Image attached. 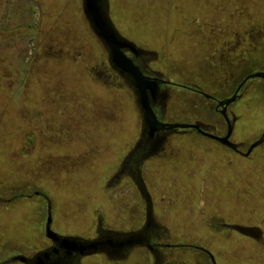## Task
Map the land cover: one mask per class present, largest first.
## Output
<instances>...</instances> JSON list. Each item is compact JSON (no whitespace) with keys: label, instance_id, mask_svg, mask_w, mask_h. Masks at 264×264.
<instances>
[{"label":"rangeland","instance_id":"1","mask_svg":"<svg viewBox=\"0 0 264 264\" xmlns=\"http://www.w3.org/2000/svg\"><path fill=\"white\" fill-rule=\"evenodd\" d=\"M104 4L123 37L156 55L148 67L178 84L228 98L264 67V0ZM84 16L82 0H0V264L12 248L37 247L43 196L58 235H86L100 214L112 223L108 201L120 187L112 190L110 179L140 133L141 116ZM249 83L230 107L237 143L264 130V82ZM169 95L166 122L200 119L224 131L214 102L188 88L171 87ZM174 136L165 147L171 158L142 167L170 209L162 224L171 239L207 247L215 264H264V147L244 159L192 130ZM229 225L261 233L246 236ZM187 250L185 263L194 264ZM146 258L137 249L123 264Z\"/></svg>","mask_w":264,"mask_h":264},{"label":"flooded vegetation","instance_id":"2","mask_svg":"<svg viewBox=\"0 0 264 264\" xmlns=\"http://www.w3.org/2000/svg\"><path fill=\"white\" fill-rule=\"evenodd\" d=\"M90 28L92 29V27ZM92 31L94 32L93 29ZM100 42L102 43V41ZM102 45L108 53L109 67H111L116 75L122 78L129 85L130 89L134 93L141 116L140 133L137 136L133 147L124 156L122 163H120V166L110 179V182L114 184L112 190H116L120 187L117 193H115V196L111 197L108 201L110 220L112 223L110 224L106 222L101 214L96 215L95 222L93 223L90 233L83 236L58 235V240L50 239L46 235V225L49 214L52 216V212H50L51 205L46 196L42 197L41 193L36 192L35 195L37 197H42L46 205L43 235L40 241H38L37 247L30 249L27 253L25 251L22 252L19 251V249L12 248L9 257L5 259L3 263L123 264V262L126 261L135 250L143 249L147 254L145 261L146 264H187L185 263V250L191 249L194 252L189 250L187 251L193 253L192 260L194 264H204L207 262L206 260L211 261L212 264V253L207 247L202 245L185 244L183 242H179L178 240L171 239L170 231L162 224L163 220L166 219V213L170 209L165 205L160 204L158 199L154 196L155 194H163L159 191V185H151V187L147 186L143 177L142 168L144 167L143 164L149 161L151 163V160L162 161L168 157L171 158L173 154L168 156L171 152L167 154L168 151L165 147L169 140L175 137L174 134L177 131L192 130L196 133L198 132L195 129L190 128L165 130L152 133L139 103V94L135 87L134 78L130 74L113 66L110 61L109 50L103 43ZM127 54L146 76L152 78V80L158 81V90L153 98L150 97L151 108L155 112V116L158 120L168 123L166 122L165 116L167 115L166 104L170 96L169 89L171 87L188 88L195 94L202 95L207 98V100L215 103L214 110L218 112L221 115L220 117L223 119L224 131L218 130L216 124H206L200 121V119L197 122L203 126L205 131L211 134L220 137H224L227 134L228 123L221 114L223 107L219 106V102L227 98L220 99L214 95L204 93L197 86L178 84L177 82L164 77V75L160 72L148 67L150 61L156 58V55L154 54H149L143 50H140L138 55H134L130 52H127ZM258 71L264 72V67L259 68ZM249 74L251 75L252 73ZM249 74L236 86L232 95L238 91L237 100L230 104L226 109L227 117L233 127L229 141L234 145V147L228 146L216 139L198 133L199 135L226 147L229 149L230 153L239 155L244 159H248L253 155L259 154L261 148L264 147V130L259 137H252L250 140L239 143L235 142L232 137L234 127L239 120L238 117L230 111V107L243 97V93L250 85V80L256 79L250 78L246 80ZM259 79L264 82V78ZM126 180H128V183L123 185L122 182H125ZM152 192L154 194H152ZM116 196H118L117 199L119 202L116 201ZM126 196L127 199H125ZM1 206H4L3 200H0V207ZM158 216H161V220L158 219ZM125 220L129 221V227L131 225V227L127 230L123 229L124 227L120 224ZM52 224L53 222L51 220V229ZM225 227L235 230L233 226L230 225ZM242 228V231H237L246 236L257 237L261 233L260 229L257 227ZM64 237L69 240L63 242L62 240ZM21 258H23V260H20Z\"/></svg>","mask_w":264,"mask_h":264},{"label":"water","instance_id":"3","mask_svg":"<svg viewBox=\"0 0 264 264\" xmlns=\"http://www.w3.org/2000/svg\"><path fill=\"white\" fill-rule=\"evenodd\" d=\"M83 12L84 17L87 19L90 27L94 30L96 37L102 41V43L109 50L110 61L114 67L119 68L123 72L130 74L135 80V87L139 94V103L144 112L145 119L149 124L150 131L152 133L165 130L173 129H195L198 133L216 139L223 144L234 147L229 141V137L232 134L233 127L227 117L226 109L227 107L237 100V92L231 97L224 99L219 102V106H222L221 114L226 119L228 123V131L224 137H220L214 134H211L203 129V126L200 123L194 124H183V123H165L155 116V112L151 108L150 97H154L158 90V81L152 80V78L146 76L133 60L128 56L127 52H130L134 55H138L139 51L142 50L135 43L123 37L111 19L109 18L108 5L104 4L103 0H83ZM250 78H264V72H256L254 74H249L246 80ZM239 90V89H238ZM52 216L49 214L47 218L46 225V235L48 238L53 240H58L59 236L54 232L51 226ZM235 230L242 231V227L233 226ZM68 238H63V242L68 241ZM74 243V242H71ZM213 263L215 260L211 254ZM20 260H23L21 258Z\"/></svg>","mask_w":264,"mask_h":264}]
</instances>
